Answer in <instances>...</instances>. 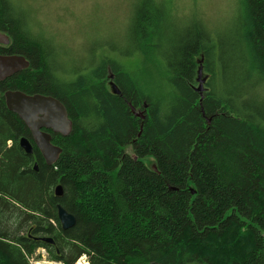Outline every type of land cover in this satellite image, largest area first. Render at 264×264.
Returning a JSON list of instances; mask_svg holds the SVG:
<instances>
[{"label": "trees", "instance_id": "obj_1", "mask_svg": "<svg viewBox=\"0 0 264 264\" xmlns=\"http://www.w3.org/2000/svg\"><path fill=\"white\" fill-rule=\"evenodd\" d=\"M236 13L217 30L179 18L173 0H145L127 58L83 72L18 0H0V54L30 62L0 82V264H32L39 249L62 264H264V0H238ZM9 90L66 106L70 135L48 131L62 149L54 165L7 107ZM59 204L76 217L68 230Z\"/></svg>", "mask_w": 264, "mask_h": 264}, {"label": "rangeland", "instance_id": "obj_2", "mask_svg": "<svg viewBox=\"0 0 264 264\" xmlns=\"http://www.w3.org/2000/svg\"><path fill=\"white\" fill-rule=\"evenodd\" d=\"M18 2L23 9L30 11L35 31L55 42L68 68L70 70L77 68L79 71L86 69L83 72H87L102 56L124 59V53L129 50V30L134 13L145 0H18ZM173 2L179 18L197 14L210 28L217 30L227 26L236 17L238 10V0H173ZM191 20L187 19L183 28L188 27L193 21ZM183 30L182 35L185 33ZM164 31L166 33L167 26H164ZM167 46L165 43V49ZM130 61L135 64L136 76L145 81L144 77L148 74L144 71L143 58L135 56V59L131 58ZM127 150L132 153V145L128 146ZM144 162L149 165L152 160L146 158ZM37 255L40 258H36ZM36 256L31 259L33 264H62L50 261L44 249H39ZM78 264H88V258L81 257Z\"/></svg>", "mask_w": 264, "mask_h": 264}, {"label": "water", "instance_id": "obj_3", "mask_svg": "<svg viewBox=\"0 0 264 264\" xmlns=\"http://www.w3.org/2000/svg\"><path fill=\"white\" fill-rule=\"evenodd\" d=\"M0 44H10V37L1 31ZM29 65V60L24 56L0 55V82L28 68ZM198 82V90L203 91L205 79L203 78L202 67L199 70ZM112 87L116 94H120L115 85H112ZM4 97L7 107L17 114L31 131L33 141L46 163L54 165L58 161L62 149L53 144L52 134L48 131L63 136L70 135L73 123L69 118L66 106L52 96L27 95L19 90H9L5 92ZM145 106L147 107V105ZM133 111L135 116L142 120L145 119L143 112H136L135 109ZM20 146L27 154H33V145L28 138L23 137L20 140ZM34 169L38 170L37 163L34 165ZM55 194L58 197L63 195L61 185L56 187ZM58 219L64 230H68L76 224L75 215L69 213L60 204L58 205ZM41 240L50 244L54 243V240L49 237H42Z\"/></svg>", "mask_w": 264, "mask_h": 264}, {"label": "flooded vegetation", "instance_id": "obj_4", "mask_svg": "<svg viewBox=\"0 0 264 264\" xmlns=\"http://www.w3.org/2000/svg\"><path fill=\"white\" fill-rule=\"evenodd\" d=\"M1 46H3V47H6V46H8V45H2V44H0ZM0 55H12V54H0ZM62 57V56H61ZM63 58V57H62ZM87 257V256H86Z\"/></svg>", "mask_w": 264, "mask_h": 264}]
</instances>
